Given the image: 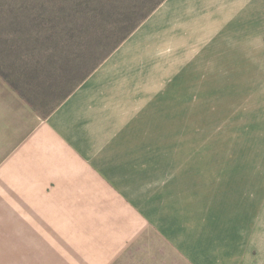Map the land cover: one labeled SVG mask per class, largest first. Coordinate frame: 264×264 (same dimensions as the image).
<instances>
[{
  "label": "rangeland",
  "instance_id": "obj_1",
  "mask_svg": "<svg viewBox=\"0 0 264 264\" xmlns=\"http://www.w3.org/2000/svg\"><path fill=\"white\" fill-rule=\"evenodd\" d=\"M221 3L0 0V264H264V8ZM103 67L97 167L6 132Z\"/></svg>",
  "mask_w": 264,
  "mask_h": 264
},
{
  "label": "crops",
  "instance_id": "obj_2",
  "mask_svg": "<svg viewBox=\"0 0 264 264\" xmlns=\"http://www.w3.org/2000/svg\"><path fill=\"white\" fill-rule=\"evenodd\" d=\"M177 1L182 0H174V3ZM216 1L222 2L218 7L225 8L226 12L228 9L264 8V0ZM106 71V67H103L89 75L60 103L43 115L32 111L25 102H21L19 113L15 114V109L13 110L15 119L7 121L6 132H26V138L30 137L33 146L31 150L33 153H40L39 160L48 162L49 167L54 164L60 168L75 169L79 167L77 162L97 167L94 164L97 160V137L100 141L102 132H128L122 128H127L134 122L121 125V117H117L120 105L117 101L120 97L119 82L106 79ZM111 86H114V93ZM113 96L116 99L114 108Z\"/></svg>",
  "mask_w": 264,
  "mask_h": 264
},
{
  "label": "trees",
  "instance_id": "obj_3",
  "mask_svg": "<svg viewBox=\"0 0 264 264\" xmlns=\"http://www.w3.org/2000/svg\"><path fill=\"white\" fill-rule=\"evenodd\" d=\"M134 27H135V26H134ZM52 108H53V107H52ZM52 108H51V109H52ZM51 109H50V110H51Z\"/></svg>",
  "mask_w": 264,
  "mask_h": 264
}]
</instances>
